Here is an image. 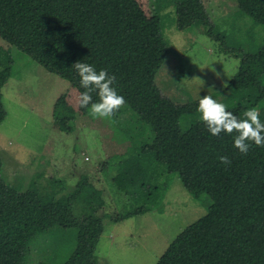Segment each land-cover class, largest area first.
Here are the masks:
<instances>
[{"label":"trees","instance_id":"1","mask_svg":"<svg viewBox=\"0 0 264 264\" xmlns=\"http://www.w3.org/2000/svg\"><path fill=\"white\" fill-rule=\"evenodd\" d=\"M182 1L195 6L191 25L239 60L221 98L226 110L244 119V112L255 108L264 122V42L251 52L231 48L214 29L201 0ZM234 1L238 14L264 27V0ZM150 9L151 16L144 18L135 0H0V40L46 72L80 92V78L72 67L77 61L115 76L125 104L109 126L115 140L126 143L123 154L114 156V175L108 177L130 204L115 216L100 213L105 202L98 198L77 205L63 195L40 207L35 187L21 192L0 175V264H32L34 254L44 251L53 252L44 259L51 260L63 252L62 241L70 233L73 247L60 264H97L104 221L118 223L160 212L164 188L157 180L165 173L176 174L188 194L195 199L207 195L211 204L202 218L176 236L156 264H264V193L250 194L247 188L263 147L252 144L247 155L240 154L233 146L235 133L212 136L207 131L196 110L198 101L177 104L160 91L156 77L170 51L156 9L151 4ZM11 71L7 48L0 54V124L6 116L2 90ZM80 111L85 115L88 110ZM188 117L197 120L181 128L180 121ZM119 122L127 126L122 129ZM220 156L231 163L222 164Z\"/></svg>","mask_w":264,"mask_h":264},{"label":"rangeland","instance_id":"2","mask_svg":"<svg viewBox=\"0 0 264 264\" xmlns=\"http://www.w3.org/2000/svg\"><path fill=\"white\" fill-rule=\"evenodd\" d=\"M201 1L214 29L225 36L227 46L251 52L262 45L264 27L253 26L248 18L238 14L234 0ZM135 2L144 18L151 16L150 4L154 6L169 47V55L156 77L160 91L177 104L198 101L205 95L222 102L239 60L225 54L221 43L191 25L193 2ZM7 48L12 71L2 90L1 102L6 112L0 124L2 180L21 192L35 187L40 207L68 195L77 205L90 198L102 199L105 206L101 214L123 213L129 208V199L111 185L108 177L114 175V156L123 154L126 143L113 137L109 126L113 121L89 111L84 115L78 103L80 91L0 40V54ZM195 120L183 118L181 128ZM123 122H119L122 129L127 126ZM157 185L164 188L160 212L118 223L104 221L95 251L97 264H156L176 236L202 218L211 204L207 195L195 199L188 194L176 174H162ZM247 188L250 194L264 193V147L248 176ZM73 242L74 234L70 233L62 241L64 249L57 257L44 260L53 253L44 248L40 255L34 254L31 263L60 264L68 257Z\"/></svg>","mask_w":264,"mask_h":264},{"label":"clouds","instance_id":"3","mask_svg":"<svg viewBox=\"0 0 264 264\" xmlns=\"http://www.w3.org/2000/svg\"><path fill=\"white\" fill-rule=\"evenodd\" d=\"M72 67L79 76V84L83 89L78 97L80 108L87 109L98 118H111L113 114L125 104V98L118 94L115 87V76L106 69H99L83 61L75 62ZM95 93L97 99H93ZM197 112L200 121L206 126L212 136L221 132L225 134L235 133L233 146L240 154L247 155L254 144L264 147V122H261L258 111L255 108L244 112V119H238L232 112L226 110V106L218 102L210 95L199 97ZM222 164H230L227 156H220Z\"/></svg>","mask_w":264,"mask_h":264}]
</instances>
